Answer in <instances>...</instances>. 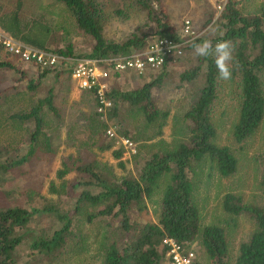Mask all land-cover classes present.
I'll return each mask as SVG.
<instances>
[{
	"label": "rangeland",
	"instance_id": "1",
	"mask_svg": "<svg viewBox=\"0 0 264 264\" xmlns=\"http://www.w3.org/2000/svg\"><path fill=\"white\" fill-rule=\"evenodd\" d=\"M154 3L155 0H152ZM102 9L103 34L106 39L122 41L135 32L145 35L153 32L155 22L149 19L147 10L137 0H98ZM163 7L170 15L171 21L180 27L184 18H190L193 25L205 39L221 33L223 26L219 17L226 0H161ZM244 13L264 12V0H239ZM16 0H0V12L15 8ZM20 16L24 20L37 19L43 26L36 35L45 31L47 43L52 46H65L71 42L73 49L79 53L90 52L93 38L76 25L74 16L68 7L59 0H22ZM211 17L208 23L205 22ZM48 26V27H47ZM49 28V29H48ZM42 29V30H41ZM1 30V29H0ZM215 30V31H213ZM45 37V38H46ZM201 40L200 42H202ZM198 42V43H200ZM1 54L11 59L15 66L0 67V147L17 157L29 147V135L33 129L32 122L27 119L12 117L13 113L27 111L36 100L47 94L49 88L54 92V102L59 109L55 114L48 109L43 110L44 130L48 135L49 148L40 147L27 160L10 168L7 179L1 184L0 204H21L23 206L40 207L53 202L69 210L74 218L72 233L67 241L54 255L44 256L41 253L28 254L29 248L24 242L17 247V254L26 264H103L101 244L104 238L120 237L117 219L101 215L95 220H85V211L92 206H84L75 211L76 193L74 185L82 178V174L73 169L77 164L88 160H97L110 167L117 177L123 174L138 175L140 160L142 161L153 150L174 148L180 141L188 140L189 123L184 116L185 111L197 98L204 84L206 62L203 57L194 54L192 47L184 50L180 60L164 75L162 83L152 88V96L160 109L169 111L165 123L159 127L162 133L150 136L154 125L146 126L144 117L125 106L120 109L119 120L130 133L138 139L134 149L125 148L121 159L124 166L112 155L111 149H101L100 145L107 140L106 129L111 125L118 135L120 122L110 119L106 114L94 113V98L86 95L87 91L79 87L65 68L54 77L53 71L41 76L44 68L32 62H23L2 46ZM200 65L196 78L190 81L180 80V73L191 67ZM264 89V67L260 71ZM234 79H218L217 97L214 100L211 118L215 125L214 141L230 147L237 157V169L233 174L221 175L208 157L193 162L190 177L194 188V203L197 205L202 224L215 223L225 228L229 247L227 264H235L239 243L247 240L255 229V221L245 211L238 214L223 208V198L227 192L241 197L242 203H252L264 208V183L261 182L264 171V117L255 132L237 142L233 136V126L239 113V88ZM143 78L137 75H126L119 79L115 87H138ZM34 84L30 87L28 84ZM119 84V85H118ZM76 94H75V93ZM96 102V100H95ZM93 106V107H92ZM97 116H95V115ZM97 117V118H92ZM105 124V125H104ZM96 130V131H95ZM107 134V135H106ZM109 136V135H108ZM106 138V139H105ZM119 145L116 142L113 148ZM137 160V161H136ZM63 162L72 167L60 177L56 171ZM139 162V163H138ZM168 180L167 175L159 178V185L152 198L147 199V214L134 208L135 218L140 220H157L161 191ZM64 188L59 192L50 190L51 184ZM143 214V215H142ZM139 220V221H140ZM58 220L44 213L37 214L31 223L37 231L44 235L58 225ZM161 248L162 245H159ZM195 254L194 262L211 264L200 238L188 242ZM159 264H168L166 254Z\"/></svg>",
	"mask_w": 264,
	"mask_h": 264
},
{
	"label": "trees",
	"instance_id": "2",
	"mask_svg": "<svg viewBox=\"0 0 264 264\" xmlns=\"http://www.w3.org/2000/svg\"><path fill=\"white\" fill-rule=\"evenodd\" d=\"M59 1L68 7L78 28L93 38L90 52L75 51L71 42L65 46H52V38L51 43L48 44V36L46 37L44 33L47 29L45 31L41 29L43 34L38 37L36 33L40 30L39 26L43 25L36 21L37 19L28 21L21 18L22 0H16V6L12 10L0 12V26L24 43L64 55L124 54L130 52L134 46L140 48L146 44L147 35L144 33L133 32L122 41L106 39L101 21L102 9L98 0ZM137 1L147 10L149 19L154 20L156 28L153 32L179 36L178 24L171 21L161 0H155V3L152 0ZM219 17L223 30L208 39L213 45L221 40H228L234 47V60L230 62L231 78H237L235 81L239 88L240 104L238 118L233 126V136L237 142H240L255 132L264 117V89L260 77V71L264 67V12L244 13L240 8L239 0H226ZM210 19L211 17L205 24ZM193 40L198 43L204 38L198 36ZM191 42L184 50L191 47ZM2 49L0 44V67L14 68L15 63L5 54H1ZM204 60L206 62L204 84L197 98L184 113L189 123L188 140L180 141L172 149L153 150L149 156L138 162V175L130 173L117 177L110 167L97 160L83 161L73 167L82 174V178L74 185L75 211L83 210L84 206H92L84 212L85 220L88 222L101 215L117 219L120 237L104 238L101 244L103 264H159L166 249L164 246L159 248V245L165 236L173 237L183 244L200 238L211 264H227L229 247L225 228L215 223L202 224L198 207L193 200L194 188L190 177L193 162L205 156L223 176L233 174L237 169V157L230 147L218 144L213 139L215 125L211 112L217 97L219 76L214 58L209 57ZM172 63V60H167L156 73L138 75L144 80L138 87L119 89L112 86L108 92L112 99V106L107 110L109 118L120 122L119 112L125 106L128 110L141 114L146 126L151 124L155 126L149 137L162 133L159 127L166 122L165 118L169 111L157 107L152 96V88L162 83ZM49 69L44 68L40 75L47 74ZM61 71L58 69L53 71L54 77H57ZM65 71L70 74L68 69ZM199 71L200 65L185 69L180 73V80L190 81L198 76ZM28 85L34 87V84ZM44 109L55 114L59 113L51 88L47 94L38 98L29 110L12 114V117L29 119L33 129L29 135V147L20 156L8 155L2 150L4 148L0 147V190L10 168L27 160L40 147L50 149L48 135L44 130ZM118 132L139 138L136 134L130 133L127 127L122 126L121 122ZM106 138L100 148L111 149L112 155L118 159V164L124 166V161L121 159L123 144L119 143L113 148L116 137L107 135ZM70 169L72 167L63 162L56 173L62 177ZM163 175H167L168 180L161 191L157 220L149 218L137 220L133 214L134 208L140 213L144 211L147 214V199L152 198L159 185V178ZM261 182L264 183V171ZM63 188L64 183L60 188L53 183L50 185V190L53 192H59ZM223 208L235 214L245 211L255 221V229L250 237L239 243L235 264H264V208L252 203H242L241 197L231 192L224 195ZM44 213L59 222L46 235L37 231L34 226L31 227L33 218L37 214ZM73 222L74 218L69 210L53 202L40 207L0 204V264H26L17 254V247L24 242L29 248L28 254L41 253L44 256L56 254L72 233ZM29 258L28 264H30ZM193 264L200 263L195 261Z\"/></svg>",
	"mask_w": 264,
	"mask_h": 264
},
{
	"label": "built area",
	"instance_id": "3",
	"mask_svg": "<svg viewBox=\"0 0 264 264\" xmlns=\"http://www.w3.org/2000/svg\"><path fill=\"white\" fill-rule=\"evenodd\" d=\"M199 35L200 31L195 28L190 18H184L179 27V36L152 32L147 34L143 47L134 46L130 52L124 54L64 55L24 43L2 30L0 44L23 62H32L41 68L68 69L79 87L93 91L96 109L104 115L112 106V99L108 95L112 80L126 71H133L137 76L156 73L167 60L180 57L185 47ZM106 133L116 137V142L122 143L125 148L134 149L133 140L129 136L118 135L113 126L109 125ZM161 244L166 248L168 264L194 263V250L188 243L183 244L173 237L165 236Z\"/></svg>",
	"mask_w": 264,
	"mask_h": 264
},
{
	"label": "clouds",
	"instance_id": "4",
	"mask_svg": "<svg viewBox=\"0 0 264 264\" xmlns=\"http://www.w3.org/2000/svg\"><path fill=\"white\" fill-rule=\"evenodd\" d=\"M191 47L194 51V54L198 57L214 58L220 79H231L232 68L230 66V62L234 60V47L231 41L221 40L220 42L213 45L212 41L209 39H205L200 43H197L195 40H193L191 42Z\"/></svg>",
	"mask_w": 264,
	"mask_h": 264
},
{
	"label": "crops",
	"instance_id": "5",
	"mask_svg": "<svg viewBox=\"0 0 264 264\" xmlns=\"http://www.w3.org/2000/svg\"><path fill=\"white\" fill-rule=\"evenodd\" d=\"M0 29H1L2 31H4V32L8 33L6 30H4L3 28H1V26H0ZM178 31H179V29H178ZM8 34H9V33H8ZM181 56H182V55H181ZM181 56L178 57L177 60H180ZM177 60H172L173 63L171 64L170 68L175 64V62H176ZM68 74H69V73H68ZM148 74H149V73H148ZM69 75H70V74H69ZM126 75L132 76V75H136V74H135V72H133V71H126L125 73H122V74L118 75L114 80H112V82H111V88H112V86L115 85V83L119 82V79H121V78H125ZM113 84H114V85H113ZM118 85H119V84H118ZM119 89H122V88L119 86ZM83 90H85V92L87 91L86 95H91V97L94 98V99H93L94 102L91 101V104H93V106H94V109H95V110H94V113L98 114L99 112H98L97 109H96V102H95V96H94V94H93V91H92V90H89V89H84V88H83ZM74 93H75V92H74ZM75 94H76V93H75ZM93 106H92V107H93ZM93 115H95V114H93ZM95 116H97V115H95ZM92 118H97V117H92ZM107 127H108V126H107Z\"/></svg>",
	"mask_w": 264,
	"mask_h": 264
}]
</instances>
